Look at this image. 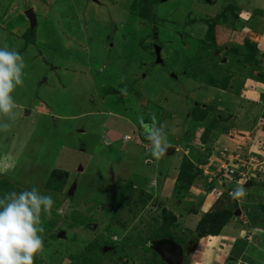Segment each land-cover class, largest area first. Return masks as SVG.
<instances>
[{
	"label": "rangeland",
	"instance_id": "374dc122",
	"mask_svg": "<svg viewBox=\"0 0 264 264\" xmlns=\"http://www.w3.org/2000/svg\"><path fill=\"white\" fill-rule=\"evenodd\" d=\"M131 1L0 0V47L26 64L12 94L16 118L0 117L11 124L0 131V197L33 186L52 196L34 264H82L83 254L100 264H150L153 252L165 264H264L263 174L236 184L213 174L225 150L264 152V0H133L153 18L148 24L123 14ZM245 79L257 82L259 97L235 104L250 88ZM212 121L208 152L193 141ZM150 126L167 132L170 148L159 159L140 138ZM188 147L193 163L212 168L183 197L172 191ZM230 183L246 195L226 199ZM145 187L154 197L142 207ZM165 209L176 218L167 235ZM229 210L226 241L195 234L203 213ZM253 234L254 243L246 239ZM246 245L254 263L237 260Z\"/></svg>",
	"mask_w": 264,
	"mask_h": 264
},
{
	"label": "clouds",
	"instance_id": "9594fccd",
	"mask_svg": "<svg viewBox=\"0 0 264 264\" xmlns=\"http://www.w3.org/2000/svg\"><path fill=\"white\" fill-rule=\"evenodd\" d=\"M160 48L159 62L162 61ZM25 67L23 56L18 51L9 49L7 45L0 47V117H6L8 121L16 118V103L12 94L18 86H23ZM10 127L9 122H0V131L7 132ZM142 129L139 131L140 138L143 142L148 140L150 155L161 158L169 147L167 132L163 127L155 130L154 126H150L151 133ZM124 139L130 140V136L123 135ZM204 175L209 176L207 172ZM234 185L230 184L231 193L223 191L226 199H240L246 195L241 184L235 188ZM53 205L52 196L42 194L35 186L0 197V264H34L36 256L44 250L43 237L40 235L44 231L41 217L50 216Z\"/></svg>",
	"mask_w": 264,
	"mask_h": 264
},
{
	"label": "trees",
	"instance_id": "16d2710c",
	"mask_svg": "<svg viewBox=\"0 0 264 264\" xmlns=\"http://www.w3.org/2000/svg\"><path fill=\"white\" fill-rule=\"evenodd\" d=\"M142 1L145 3H149L152 0H142ZM134 5H135V2L132 0L131 4H129V2H128L127 7L124 8L125 12H123V14L125 13L127 15V19H129V21H132V20H135V21L137 20L138 22L143 21L141 23H145V24H148V23L153 21L152 17H146V19H145V17H143L144 15L140 13L141 11L137 10ZM148 10L150 11V8H148ZM148 39H149V36H146L144 41L146 42ZM228 77L230 80L231 75H229ZM211 84L214 85L215 82L212 81ZM223 88H225V86ZM205 107H209V106H205ZM206 111H202V113H196L195 111L192 112V113H194L193 119H196L198 121L206 120V116H207L205 114ZM263 117H264V115H263ZM213 126H214V121H212L209 124V126L206 128V130L204 129V131H202L201 134L196 135L195 140L199 143L206 144ZM149 130L152 131V129H150V128H149ZM145 141H148V140H145ZM209 151H210V148H208V152ZM193 152H194V149H193ZM183 159H184L183 163L179 167V172H178L176 182H174L175 184H174V188H173L172 193L175 195H182L183 197H185L189 193L190 189L192 188L194 182L196 181V178L202 177V175L204 176L205 170L202 166H200V168H199L197 166L198 164L196 165L195 163H193L192 162L193 160H191L192 158H190L189 156H187L185 154L183 156ZM207 160L208 159L205 158L204 162H206ZM204 162H198V163L201 165H204L203 164ZM208 167L212 168L211 165ZM57 170H60V169H57ZM63 174L65 176H67V174H65V173H63ZM160 174L161 173L159 171V173H158L159 177L161 176ZM153 176H154V178L152 181L156 182L155 181V178H157L156 173L153 174ZM153 186H156V185H153ZM211 188H214V187L211 186ZM148 190L149 189H146V187L144 189H140L142 194L146 195V197H143L145 199H143V203H142L143 206L142 207L147 205L149 200L153 199V197H154L153 196L154 193L150 194ZM196 209L197 208H194L192 210V213L193 212L197 213L198 209L197 210ZM227 214H228V212H227ZM163 219L165 220L166 225H164L162 227V229L164 230V231L162 230V232H164V234L166 233V235L170 234L171 233L170 230H171L176 218L174 217L172 212L165 209L164 213H163ZM230 219H231V210H229L228 215H226V213L221 212V211L207 212L206 214L203 215L202 220L199 222V224H200L199 227H201V228L199 230L195 231V234L198 235V237H202V238H204L205 236H219V235H221L224 227H226L228 225V223L230 222ZM206 224L208 225V227L210 226V228L205 229V226H207ZM160 233H161V230H160ZM146 248L148 250L150 249L149 246H146ZM153 253H155V257H153V259L150 260V264H165V261L162 262L160 260V258H159L160 256L158 255L157 252H153ZM81 262H82V264H100V262L98 260H96L95 254L92 257L89 256L88 254H83ZM248 263H249V261H248ZM250 263H254V261L251 260Z\"/></svg>",
	"mask_w": 264,
	"mask_h": 264
},
{
	"label": "built area",
	"instance_id": "2783aa9c",
	"mask_svg": "<svg viewBox=\"0 0 264 264\" xmlns=\"http://www.w3.org/2000/svg\"><path fill=\"white\" fill-rule=\"evenodd\" d=\"M259 125L264 126V123ZM262 131L264 132V129ZM220 159L225 162H222L221 168L213 174L228 178L229 181L248 180L250 177L259 178L262 174L264 176V152H253L246 158H240L238 150L233 151V154L225 150Z\"/></svg>",
	"mask_w": 264,
	"mask_h": 264
},
{
	"label": "crops",
	"instance_id": "0c3cea01",
	"mask_svg": "<svg viewBox=\"0 0 264 264\" xmlns=\"http://www.w3.org/2000/svg\"><path fill=\"white\" fill-rule=\"evenodd\" d=\"M264 37V36H263ZM263 43H264V38H262V41H261V44L263 45ZM246 80V79H245ZM248 83H250V88H248V90H247V92L245 91V89H241V91L238 93V95L239 94H242L241 96H238V95H236L237 97V101H235V100H233V102L236 104H239V102L240 101H243V100H245L244 98H245V95L247 94L248 95V98L245 100V101H247L248 100V102H250V103H252L253 104V102L256 100V97H257V99H258V97H259V92H258V88H257V82L256 81H254V80H246ZM247 82H246V85H248L247 84ZM229 88V87H228ZM243 88V87H242ZM226 88H223V89H221L220 91H222V92H225L226 90H225ZM244 97V98H243ZM260 99V98H259ZM233 107V106H232ZM237 112H242L243 113V111L242 110H236ZM109 114H111V113H109ZM125 135H127V134H125ZM124 135V136H125ZM110 139V142L109 143H114V141H113V138L111 137V138H109ZM116 141V140H115ZM122 141H124L123 140V138H122ZM129 141V140H128ZM125 143L127 142V141H124ZM193 142H196V140H194ZM145 143V142H144ZM177 142H175V143H173V145H172V148H176V149H174V151H180L181 149H180V146H178L177 144H176ZM197 143V142H196ZM178 144L180 145V144H182V143H180V142H178ZM185 144V143H184ZM198 144H200V145H204V146H207V149L208 148H210V147H208V145L207 144H202V143H198ZM174 145H176V147L174 146ZM186 145V144H185ZM185 145H183L182 144V147L184 146L185 147ZM183 147V148H184ZM212 147V146H211ZM168 148H170V147H168ZM189 149H188V152H184L185 153V155H187V156H189L190 155V152H191V150H192V148H190V147H188ZM191 149V150H190ZM212 149H213V147H212ZM210 150H211V148H210ZM171 153H173V152H171ZM166 154V153H165ZM190 157V156H189ZM147 160L148 161H152V159L149 157V158H147ZM192 217H196V215L195 216H192ZM239 227V226H238ZM250 231V230H249ZM253 233V232H252ZM220 236V237H219ZM219 236H214V237H217L216 239H218V238H220L221 240L220 241H222V240H227L228 238L227 237H223L224 235H219ZM253 236H254V234H253ZM248 237V238H246L247 240H250L251 239V241H253V243H254V239H256V237L254 236V237ZM261 238V237H260ZM240 238H238L237 240H236V242L239 240ZM245 239V241L247 242V240ZM253 239V240H252ZM225 240V241H226ZM235 242V243H236ZM243 243V242H242ZM248 243V242H247ZM249 244H252V242L250 243L249 242ZM244 245V244H243ZM225 246V245H224ZM233 247V246H232ZM261 247H263L264 248V246H261ZM247 248H248V245H246V247L244 248V252H242V251H240V252H238L237 253V260H245V261H249V262H251V260L248 258V253H247ZM230 261H232V263H234V261L233 260H230ZM229 262V261H228ZM245 264V263H244Z\"/></svg>",
	"mask_w": 264,
	"mask_h": 264
},
{
	"label": "water",
	"instance_id": "95a60500",
	"mask_svg": "<svg viewBox=\"0 0 264 264\" xmlns=\"http://www.w3.org/2000/svg\"><path fill=\"white\" fill-rule=\"evenodd\" d=\"M205 1L209 2L210 0H205ZM25 15H26L27 19H29L31 26L35 27L36 24H37V16H36L33 8H29L25 12ZM156 54H157V57L160 58V56H161V48L159 46H156ZM106 140L108 142H110V139L106 138ZM70 195H73V191L72 190L70 191Z\"/></svg>",
	"mask_w": 264,
	"mask_h": 264
}]
</instances>
